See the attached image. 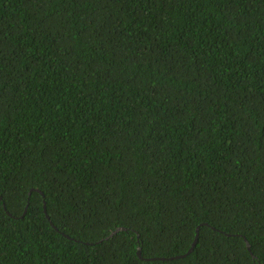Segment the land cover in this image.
<instances>
[{
    "label": "trees",
    "instance_id": "obj_1",
    "mask_svg": "<svg viewBox=\"0 0 264 264\" xmlns=\"http://www.w3.org/2000/svg\"><path fill=\"white\" fill-rule=\"evenodd\" d=\"M0 196V264H264V0H0Z\"/></svg>",
    "mask_w": 264,
    "mask_h": 264
},
{
    "label": "water",
    "instance_id": "obj_2",
    "mask_svg": "<svg viewBox=\"0 0 264 264\" xmlns=\"http://www.w3.org/2000/svg\"><path fill=\"white\" fill-rule=\"evenodd\" d=\"M33 190H36V191H41V190H39V189H31V191L29 192V195H31V193H32V191ZM1 197V196H0ZM28 205H29V203L27 204V207H26V210H25V212H24V214L26 213V211H27V209H28ZM44 210H45V212L47 213V216H48V218H50V216H49V214H48V212H47V205H46V202H45V204H44ZM52 224H53V222H52ZM54 225V224H53ZM55 226V225H54ZM120 230H125V228L124 227H118L117 229H115L114 231H112L111 233H110V235L108 236V237H106L107 239L108 238H110V237H112V236H114L118 231H120ZM198 232H197V236H196V238H195V241H194V243H193V245H192V247L189 249V251L187 252V253H185V254H179V255H175V256H171V257H151V258H145L143 255H142V250H141V248H138V255L142 258V259H144V260H155V259H160V260H167V259H177V258H182V257H185V256H187L188 254H190V253H192L193 251H194V249H195V246H196V244H197V242H198V239H199V228H198V230H197ZM101 241H103V239H101L100 240V242ZM246 241H247V246H248V248L251 250V246H250V243L248 242V240L246 239ZM253 254V253H252ZM253 256L255 257V255L253 254ZM259 264H263V263H260L259 262Z\"/></svg>",
    "mask_w": 264,
    "mask_h": 264
}]
</instances>
